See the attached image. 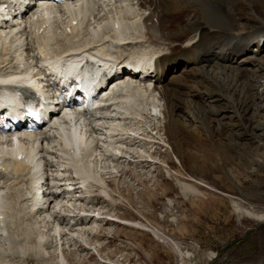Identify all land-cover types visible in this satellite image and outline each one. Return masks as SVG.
I'll return each instance as SVG.
<instances>
[{
	"label": "bare ground",
	"instance_id": "6f19581e",
	"mask_svg": "<svg viewBox=\"0 0 264 264\" xmlns=\"http://www.w3.org/2000/svg\"><path fill=\"white\" fill-rule=\"evenodd\" d=\"M97 2L87 1L83 5L85 7L63 9V12L61 9H47L39 16L36 13L37 21H41L38 28L42 29V34H38L34 24H29V29L34 32L19 33L12 38L11 32L15 28H11L6 30L4 39L0 35V76L19 71L20 64L32 67L33 48L36 51L43 49L44 56H91L95 66L100 67L96 71L114 66L128 68L127 65L133 63L153 64V76L146 84L123 81L115 85L119 93L112 98L111 110L99 112L103 114L101 118H82L81 123L74 124L62 121L56 132L58 139L44 144H37V137L26 140L23 148L29 154L28 163H4L0 178V264H72L65 252L71 248H74L71 253L77 255L78 252L88 254L94 251L93 254L103 259L94 261V264H124L114 262L110 259L112 257L106 259L101 256L99 232L104 225L119 224L105 220L101 215L111 216L117 221H129L110 215L106 208L102 213L91 211L92 207L99 208H95L96 199L91 198L97 191L99 199L115 206L103 174L105 168L119 172L117 168L126 163V158H132L130 151L132 141H135L132 135L140 132L142 122L146 125L147 119H153L151 111H160L161 104L165 128L168 126L172 135L182 131L180 121L175 118V110L179 108L180 101L189 104L186 101L191 96L189 75L212 79L202 71L213 65L217 68H211V74L241 73L243 69L235 67V70L231 66L241 65V62L244 65L247 61L243 60L244 56L248 55L255 38L258 44L261 40L264 42V23L249 30L239 21L242 18L239 19L241 11L238 5L243 3L240 0L238 3L232 0ZM92 4L91 11L87 7ZM100 11L104 12L103 15ZM108 24H111L110 29H106ZM60 25L69 33L60 29ZM101 30L104 31L101 33ZM214 52L215 58H209ZM180 64L185 65L180 71H174ZM32 68L34 71L38 64ZM186 71L189 72L184 74ZM152 80L156 82L153 87ZM197 82L198 85L203 83L202 80ZM2 89L15 90L9 84L8 87L0 86V91ZM3 97L5 94L0 92V98ZM240 106L244 105L241 103ZM175 138L178 139L177 135L171 136V140ZM187 139L193 144L198 143L194 134L187 135ZM147 144L139 146L138 152L148 153L145 149L150 145ZM64 146L72 152L64 151ZM10 149L8 145L0 148L1 152ZM102 161H106L107 166H104L105 162L101 164ZM121 173H124L123 169ZM93 187L97 190L93 191ZM191 190L196 192L193 188ZM107 209L112 211L111 207ZM234 212L264 221V213L256 214L237 206ZM49 249H53L52 254ZM87 256L82 259L84 264ZM256 264H264V261Z\"/></svg>",
	"mask_w": 264,
	"mask_h": 264
},
{
	"label": "rangeland",
	"instance_id": "374dc122",
	"mask_svg": "<svg viewBox=\"0 0 264 264\" xmlns=\"http://www.w3.org/2000/svg\"><path fill=\"white\" fill-rule=\"evenodd\" d=\"M240 1H243L238 5L241 13H237L243 27L250 30L264 23V0ZM256 40L244 56L243 60H247L244 65L241 62L231 66L243 69V73L211 74L217 68L213 65L202 71L212 79H206L205 74H201L205 77L189 75L191 96L186 97L189 104L180 101L175 110L182 131L172 135L168 126L165 128L162 104L158 105L161 118L153 122L147 119L146 125L142 122V127L135 129L140 132L132 135L135 138L131 144L132 158H126V163L117 168L119 172L105 168L103 174L115 206L99 199L97 191L91 198L96 199L95 208H99H84L92 207L91 211L98 213L106 208L110 215L129 222L119 220L123 224L109 223L102 227L99 232L102 257H112L114 262L124 264L264 261V221L234 212L237 206L256 214L264 213V42L258 44ZM215 56L214 52L209 58ZM198 80H202V85H198ZM155 125L159 127L158 135L154 132ZM189 134L196 136L197 144L187 139ZM175 135L178 139L171 140ZM143 143L150 145L146 154L138 152ZM184 185L188 190H183ZM110 207L112 211L107 209ZM42 231L46 232L45 228ZM52 250H48L50 254ZM70 250L65 252L72 264L83 263L86 255L85 264L103 260L94 251L78 252L79 256L71 253L74 248ZM91 254L94 256L88 258Z\"/></svg>",
	"mask_w": 264,
	"mask_h": 264
}]
</instances>
